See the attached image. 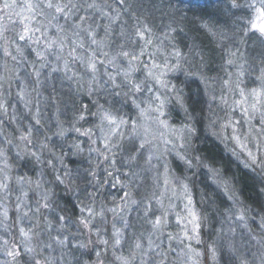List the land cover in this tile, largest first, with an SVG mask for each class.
Listing matches in <instances>:
<instances>
[{"label": "rangeland", "instance_id": "rangeland-1", "mask_svg": "<svg viewBox=\"0 0 264 264\" xmlns=\"http://www.w3.org/2000/svg\"><path fill=\"white\" fill-rule=\"evenodd\" d=\"M45 1L16 0L10 5V1L7 4V0H0V26L6 23L8 27L17 19V42L31 41L41 48H34L37 55L43 52L42 56H50H38L44 68L47 61L55 63L56 71H65L70 61L75 66H86L93 79L87 82V90L78 85L80 92L91 93L106 84L122 92V99L130 100L120 103L122 108L113 115L105 116L100 111L95 120L81 122L80 130L69 126L68 131L52 135L63 140L70 132L71 150L99 160L93 179L101 178L111 188L115 185L120 193L112 207L93 214H89L92 208L82 209L80 216L85 218L73 226L53 209L52 192L40 175L22 178L12 174L18 188L14 194L11 190L6 203L15 208L21 246L14 243L16 229L9 228L8 214L0 210V259L5 261L0 260V264H19L14 257L9 258L13 246L18 256L26 254V264H68L69 245L77 246L70 243L74 239L68 229L73 228L74 238L78 233L85 241L77 242L81 250L87 251L84 264H264V206L243 209L233 189L229 191L224 181L206 167L203 173L208 181L223 192L231 206L216 220L215 233L214 229L208 230L212 238L200 233L201 213L192 190L197 185L191 183L202 163L192 149L193 117L183 102V88L175 82L181 77L183 84L198 86L195 90L203 93L204 103L199 104L205 111L208 133L264 178V0H230V7L242 9L244 18L239 33L234 28L222 31L229 41H222V49L212 48L207 39L198 40L190 32L174 38L173 30L165 24L159 31H152L145 18H151L153 11L147 9L140 18L144 26L133 21L131 33L122 32L108 40L89 38L87 34L80 56L68 50V37L61 46L52 36L53 19L62 13L52 10ZM145 2L150 4L149 0ZM96 13L100 17L110 14L103 5L97 6ZM125 13L136 18L131 11ZM119 15L112 18L114 22L120 21ZM18 43L6 44L7 59L1 60V72L11 69L14 58L9 53L18 50ZM116 47L119 50L113 52ZM193 51L214 56V62L221 66L215 71L216 77L206 75V66L188 55ZM126 83L132 86L124 89ZM40 151L41 146L28 141L18 155L37 158ZM120 151V155L129 153L125 157L131 155L133 160L117 164ZM0 174L7 176L1 169ZM10 176L8 173V183ZM3 186L0 182V191L5 193ZM205 204L216 214L209 198Z\"/></svg>", "mask_w": 264, "mask_h": 264}, {"label": "trees", "instance_id": "trees-1", "mask_svg": "<svg viewBox=\"0 0 264 264\" xmlns=\"http://www.w3.org/2000/svg\"><path fill=\"white\" fill-rule=\"evenodd\" d=\"M9 1L10 5H13L16 0H7V4ZM45 2L52 6V10H59L62 13L57 16L59 18L53 19L55 26L54 29L51 28L52 36L59 39L58 44L61 46H64V39L68 37V50L77 56L83 52L87 34L89 38L108 40L109 37L113 36L112 38H114V35L117 36L122 32L131 33L134 30L129 27H132L133 21L137 22L140 27L144 26L140 18L149 10H152L153 14H151V18L145 19L146 23L151 25L152 31H157L165 24L173 30L174 38H181L182 32L187 34L190 32L191 35L195 34L198 40L202 38L205 41L207 39L212 48L219 49H222L220 47L222 41L229 44L222 31L234 28L239 33L238 29H241L239 24L244 18L242 9L234 10L233 7H230V0H205L202 2L149 0V5L145 0H46ZM99 5L107 8V12L109 11L110 14L102 17L96 15ZM125 11L133 12L132 16L136 18L133 20L128 14L124 16ZM118 13L120 21L114 22L112 18H115ZM122 16L124 17L121 18ZM170 19L173 22H170ZM41 21L45 22L44 18H41ZM179 21H182V25ZM15 24H20L17 19L12 20L8 27L6 23L0 26V63L2 64L1 60L7 59L4 52L6 44L12 46L15 42L18 43V28ZM76 25L77 27H75ZM121 25L127 27L119 28ZM88 26L90 28H87ZM82 35L85 37L83 40ZM30 42H19L16 45L17 51L11 49L12 53L9 54L11 58H14L11 60V69H5L4 72L0 70V169L7 176L8 173L11 175L8 183V177L0 174V182L5 187L3 189L6 190L5 193L0 191V210L8 214L7 223L11 231L16 229L14 235L16 242L14 243L19 246L21 245L18 224L14 222L15 208H9L6 203V198H9L11 190L14 194L18 188L12 174L22 178L40 175L45 180L43 182L48 183L47 186L52 192L50 199H52L53 209L56 213L68 218V222L73 226L85 218L81 219L82 209L90 211L89 209L92 208L93 210L89 214H93L115 204L120 193L117 187L114 185L111 188L103 179H93L92 177L94 169L98 171L99 160L94 161L92 157L81 156L73 149L71 150V145L68 142L70 132H67L68 134L63 140L58 137L52 138V135L56 136L58 131H68L69 126L71 130L74 128L80 130L81 122L95 120L94 117L97 118L100 111L105 116L113 115L115 111L122 108L120 103H130V100L120 97L119 94L122 92L113 91L106 84L100 86L102 87L100 90L94 88L91 93L80 92L78 85L81 90H87L89 86L87 82L93 79L92 72L89 75V69L86 66L84 68L75 66L71 61L65 65V71H56L57 67L55 63H52L53 61H47L49 63L44 68L43 60L38 58H49L50 56H42L43 52L37 55L34 48H41ZM182 46L183 50H186L184 49L185 45ZM117 50H119L118 47L112 51ZM193 52H189L188 55L193 56L196 62H201L203 67L206 66V75L216 77L217 69L220 71L219 67L221 66L214 62V56L208 57L199 55L196 51ZM110 78L115 79L112 76ZM175 82L177 87L183 88V102L193 117L190 121L193 129L192 149L202 163L198 175L193 177L196 180L191 183L197 185L192 190L195 194L196 206L201 213L200 233L205 238H212V234L210 235L208 230L214 229L215 233L216 220L221 217L222 211H229L228 207L231 206V203L223 195V192L221 193L218 188L210 184L209 179L203 173L207 170L206 168L216 173L220 181H224L222 183L226 184L229 191L232 188L243 209L250 211L264 206V178L258 172L244 166L231 154V151L208 133L205 111L199 104L204 103L203 93L200 90L197 91L198 86L183 84L181 77H177ZM131 83L124 84L123 88L126 89ZM182 84L183 87H181ZM68 103L71 104L68 105ZM28 104L31 107H28ZM129 108L128 105L125 106V110L129 111ZM130 117L132 118L133 115L130 114ZM28 141L35 146H41L39 157L34 158L32 154H24L21 157L18 155L22 146ZM120 154L121 151L119 156H116L117 164L119 161L123 165L124 162L133 160L131 155L128 159L125 157L129 156V153L127 155ZM114 191L117 193L114 194ZM198 192L202 194L198 195ZM208 198L210 203L214 204L212 207L216 214L213 213L211 207L206 206L205 202L208 201ZM68 230L74 239L69 242L77 244V246H74V243L73 246L69 245L68 264H84L86 261L84 253L87 251L81 250L77 242L85 241L78 233L74 238L75 234L71 232L75 233V228ZM1 239L3 238L1 237ZM1 239L0 242H2ZM9 250L11 251L9 258L14 257L16 263L26 264V254L22 252L18 256L14 251V246Z\"/></svg>", "mask_w": 264, "mask_h": 264}, {"label": "snow or ice", "instance_id": "snow-or-ice-1", "mask_svg": "<svg viewBox=\"0 0 264 264\" xmlns=\"http://www.w3.org/2000/svg\"><path fill=\"white\" fill-rule=\"evenodd\" d=\"M262 15H264V13H262ZM261 31L264 32V27L261 28ZM24 37H21V39H23Z\"/></svg>", "mask_w": 264, "mask_h": 264}]
</instances>
